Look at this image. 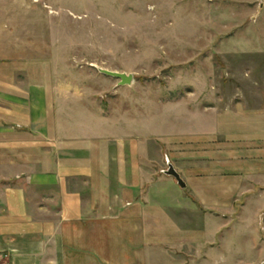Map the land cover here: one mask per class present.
I'll use <instances>...</instances> for the list:
<instances>
[{
    "label": "crops",
    "instance_id": "1",
    "mask_svg": "<svg viewBox=\"0 0 264 264\" xmlns=\"http://www.w3.org/2000/svg\"><path fill=\"white\" fill-rule=\"evenodd\" d=\"M52 7L0 0V264H211L214 213L264 197V82L223 112L179 111L183 188L155 154L171 112L107 111L103 66L74 59Z\"/></svg>",
    "mask_w": 264,
    "mask_h": 264
},
{
    "label": "rangeland",
    "instance_id": "2",
    "mask_svg": "<svg viewBox=\"0 0 264 264\" xmlns=\"http://www.w3.org/2000/svg\"><path fill=\"white\" fill-rule=\"evenodd\" d=\"M45 2L57 12L59 38L73 43L74 59L86 72L97 74L95 63L133 74L130 85L105 75L107 111L118 108L139 123L155 120L157 125L163 111L171 112L163 114L170 147L155 144V154L169 155L173 164L179 154L176 130L189 127L179 120V111L220 113L262 88L264 0ZM210 118L202 115V125ZM217 138L223 142V136ZM163 168L168 169L166 162ZM214 214L226 226L217 230L211 264H264V197H236L233 211Z\"/></svg>",
    "mask_w": 264,
    "mask_h": 264
},
{
    "label": "water",
    "instance_id": "3",
    "mask_svg": "<svg viewBox=\"0 0 264 264\" xmlns=\"http://www.w3.org/2000/svg\"><path fill=\"white\" fill-rule=\"evenodd\" d=\"M100 71L108 76L120 79L121 85H130L133 82V74L131 73L119 72L116 70H110L103 67L100 69ZM167 168L168 169L165 170V173L167 175L172 176V178L174 177L181 187L183 188L186 187L185 181L183 180V178L181 177L175 166L172 163H169Z\"/></svg>",
    "mask_w": 264,
    "mask_h": 264
}]
</instances>
